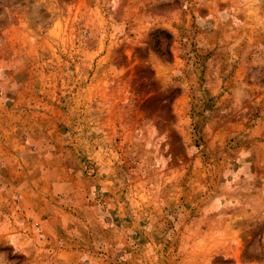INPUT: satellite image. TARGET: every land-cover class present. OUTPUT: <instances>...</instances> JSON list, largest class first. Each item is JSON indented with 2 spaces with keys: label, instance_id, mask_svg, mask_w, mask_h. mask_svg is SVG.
Wrapping results in <instances>:
<instances>
[{
  "label": "rangeland",
  "instance_id": "1",
  "mask_svg": "<svg viewBox=\"0 0 264 264\" xmlns=\"http://www.w3.org/2000/svg\"><path fill=\"white\" fill-rule=\"evenodd\" d=\"M0 264H264V0H0Z\"/></svg>",
  "mask_w": 264,
  "mask_h": 264
}]
</instances>
